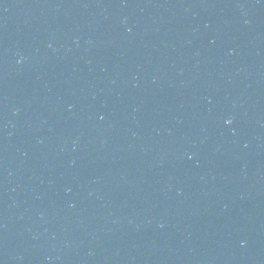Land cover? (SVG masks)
<instances>
[{"label":"water","instance_id":"95a60500","mask_svg":"<svg viewBox=\"0 0 264 264\" xmlns=\"http://www.w3.org/2000/svg\"><path fill=\"white\" fill-rule=\"evenodd\" d=\"M0 264H264V0H0Z\"/></svg>","mask_w":264,"mask_h":264},{"label":"clouds","instance_id":"9594fccd","mask_svg":"<svg viewBox=\"0 0 264 264\" xmlns=\"http://www.w3.org/2000/svg\"><path fill=\"white\" fill-rule=\"evenodd\" d=\"M226 123H228V124H231V123H232V121H231V120H228V121H226Z\"/></svg>","mask_w":264,"mask_h":264}]
</instances>
